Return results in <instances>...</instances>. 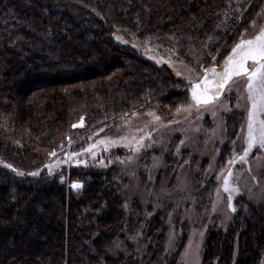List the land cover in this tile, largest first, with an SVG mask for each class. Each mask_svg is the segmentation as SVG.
Returning <instances> with one entry per match:
<instances>
[{
    "label": "trees",
    "instance_id": "trees-1",
    "mask_svg": "<svg viewBox=\"0 0 264 264\" xmlns=\"http://www.w3.org/2000/svg\"><path fill=\"white\" fill-rule=\"evenodd\" d=\"M263 7L264 0H0V264H177L186 239L169 260L165 214L131 218L117 166L51 174L50 155L127 112L169 115L190 104L185 81L118 43L117 31L192 67L209 58L206 68L216 54L218 62L229 56ZM82 118L84 128L73 130ZM226 123L223 163L244 115L233 110ZM263 259L264 208L241 199L226 229L211 227L202 264Z\"/></svg>",
    "mask_w": 264,
    "mask_h": 264
},
{
    "label": "rangeland",
    "instance_id": "rangeland-1",
    "mask_svg": "<svg viewBox=\"0 0 264 264\" xmlns=\"http://www.w3.org/2000/svg\"><path fill=\"white\" fill-rule=\"evenodd\" d=\"M253 1L246 0L250 5ZM260 28H264V7L240 40L252 38ZM115 39L122 45H131L157 65L170 67L185 81L191 96L189 105H193L192 85L202 80L209 58L192 67L176 61L173 55L159 54L120 30ZM217 58L218 54L206 68L216 66L218 71L222 70L225 60L218 62ZM246 79L233 77L223 94L210 105H188L169 115L156 110H134L89 135L75 133L55 155H50L48 171L53 174L72 166H117L121 174L120 192L131 218L142 216L148 220L163 212L168 259L173 258L185 238L177 264H202L211 227L226 229L236 213L232 207L236 209L239 200L246 199L264 208V148L254 144L247 156L244 154L252 110ZM233 110L244 115V123L223 163L222 152L228 143L226 117ZM256 118L254 134L258 136V121L264 120V113L258 112ZM84 126L82 118L72 124V129ZM242 156L244 159H240ZM225 178L229 181L227 192ZM234 187L239 191H231ZM142 225L145 227V222ZM141 232V229L136 232V238H142Z\"/></svg>",
    "mask_w": 264,
    "mask_h": 264
},
{
    "label": "snow or ice",
    "instance_id": "snow-or-ice-1",
    "mask_svg": "<svg viewBox=\"0 0 264 264\" xmlns=\"http://www.w3.org/2000/svg\"><path fill=\"white\" fill-rule=\"evenodd\" d=\"M249 61H251V65H249ZM204 73L202 80L196 81L192 85L191 93L194 103L189 107L213 104L223 94L233 77H246L248 99L251 101L252 110L248 118V147L244 149V154L247 156L254 144H259L261 148H264V120L258 121V136L254 134L257 113H264V28H260L258 34L250 39H241L232 48L229 56L225 58L222 70L218 71L217 67L213 66L210 69L205 68ZM155 118L159 119V117ZM240 159H244V157L242 156ZM8 167L11 168L12 165H8ZM73 187L80 188L81 184L74 183ZM224 190L230 191L228 178L224 180ZM231 191L238 192L239 188L234 187ZM235 210L232 207V211Z\"/></svg>",
    "mask_w": 264,
    "mask_h": 264
}]
</instances>
